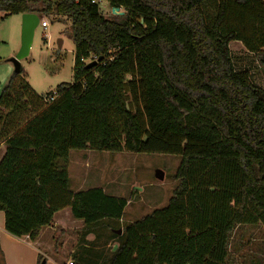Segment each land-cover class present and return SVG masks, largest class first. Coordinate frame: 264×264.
<instances>
[{
    "label": "trees",
    "instance_id": "1",
    "mask_svg": "<svg viewBox=\"0 0 264 264\" xmlns=\"http://www.w3.org/2000/svg\"><path fill=\"white\" fill-rule=\"evenodd\" d=\"M101 1L125 14L107 17L92 0H0V21L67 18L75 44L73 81L55 97L22 72L1 88L6 230L35 241L53 228L65 255L70 237L82 245L94 226L117 221L109 240L119 246L100 252L101 264H239L238 228L264 226V89L237 70L230 43L264 67V0ZM88 149L179 155L168 204L121 225L127 199L71 191L70 151ZM66 208L82 228L56 222Z\"/></svg>",
    "mask_w": 264,
    "mask_h": 264
},
{
    "label": "rangeland",
    "instance_id": "2",
    "mask_svg": "<svg viewBox=\"0 0 264 264\" xmlns=\"http://www.w3.org/2000/svg\"><path fill=\"white\" fill-rule=\"evenodd\" d=\"M100 8L107 17L112 15V9L107 1H103ZM45 19L49 27L45 29L39 25L35 30L30 53L21 60V76L26 78L38 94L55 97L58 85L73 81L75 44L70 20ZM21 37L22 14L11 15L0 21V79L4 78L7 67L11 66L13 69V64L9 60L20 50ZM59 40L63 41L61 49L58 48ZM238 45L234 42L231 50L237 70H248L254 83L264 89V67L260 64L259 58L249 52L245 46ZM12 76L0 83V90ZM70 156L72 163L69 172L73 179L72 189H75V184L88 174L89 177L86 178L91 179V182L89 185L87 182L85 187L99 184L108 187V192L121 194L132 200L128 213L137 210V214L142 215L155 206L163 204L165 206L178 184L175 174L181 157L176 154L71 150ZM157 171L163 172V180L157 178ZM141 197L142 202H140ZM154 201L156 203H153ZM68 240L73 241V237ZM234 241H242L235 252L239 254V264H249L250 255L257 254H260V264H264V226L261 224L240 226ZM52 244L54 260L67 255V252L65 255L56 253L54 243Z\"/></svg>",
    "mask_w": 264,
    "mask_h": 264
},
{
    "label": "crops",
    "instance_id": "3",
    "mask_svg": "<svg viewBox=\"0 0 264 264\" xmlns=\"http://www.w3.org/2000/svg\"><path fill=\"white\" fill-rule=\"evenodd\" d=\"M111 9V8H110ZM40 19L42 16H40ZM235 43L239 44L238 46H243L240 41H233L230 43V48L232 50V45ZM233 55V53H232ZM12 73V74H11ZM10 75H14V67H7L5 70L4 78L0 79V83L2 84L6 81ZM0 84V85H1ZM1 91V90H0ZM87 151H95V150H87ZM5 152V144L2 142L0 144V159ZM72 163L71 156L69 160V167ZM76 165L78 164L75 163ZM68 167V171H69ZM89 177L88 174L85 178H81V181L75 184V189L71 188V183L73 179H71L70 172V190L73 192L85 191L91 188H103V190L112 196L125 198L128 201V204L125 208L124 214L122 218L119 220L121 225L126 223L134 222L143 216L151 213L154 209L164 207L155 206L151 211L146 212V214H137V210L133 213H128L129 205L132 203V200L128 199L126 196L108 192V187L102 186L99 184L90 185L85 187V184L88 185L91 182V179L86 178ZM141 192V191H140ZM170 200V199H169ZM143 201V198H140V202ZM169 202V201H168ZM153 203H156L154 201ZM168 204V203H167ZM166 204V205H167ZM165 205V206H166ZM66 208L56 213L55 220L58 224H61L65 227H73V228H82L84 226V222L82 220H76L73 218L71 211ZM134 210V209H133ZM117 222V221H116ZM116 222H107L104 221L100 223V226H94L91 232H89L85 238V242L81 245L78 243L80 239V235L77 236V242L75 240H68L65 244V249L67 252L66 256H62L60 258L57 257L58 260H54V252H53V234L54 229L50 227H45L41 230L40 236L35 240L31 241L27 236L23 238H18L11 235L6 230V217L3 211H0V264H38V256L39 254L44 255L47 260L46 264H68L69 259L72 258L75 254L76 257L73 261L75 264H101L102 258H100L99 254L102 251L110 250L111 252L116 251L119 246V243L116 239L109 240L110 229L113 225H117ZM107 223V224H103ZM79 245H81L79 247Z\"/></svg>",
    "mask_w": 264,
    "mask_h": 264
},
{
    "label": "water",
    "instance_id": "4",
    "mask_svg": "<svg viewBox=\"0 0 264 264\" xmlns=\"http://www.w3.org/2000/svg\"><path fill=\"white\" fill-rule=\"evenodd\" d=\"M113 15H124L125 12L120 10L118 7L112 8ZM40 17L36 13H24L22 14V37H21V48L18 51L17 55L11 58L9 61L13 64L14 74H19L22 72L21 60L26 58L29 53L33 43L35 30L39 26ZM63 45V41H58V48L61 49ZM102 60V57L97 61H93L89 63V67L97 65ZM156 176L158 179L163 180L164 174L161 171L156 172ZM121 233V230L118 231ZM47 260L44 258L41 264H46Z\"/></svg>",
    "mask_w": 264,
    "mask_h": 264
},
{
    "label": "built area",
    "instance_id": "5",
    "mask_svg": "<svg viewBox=\"0 0 264 264\" xmlns=\"http://www.w3.org/2000/svg\"><path fill=\"white\" fill-rule=\"evenodd\" d=\"M92 2H93V3H95V2H101V3H102L101 0H92ZM39 25H41V26H42L43 28H45V29L49 27V23H48V21H47L45 18H41V19H40V23H39ZM68 264H74V263H73V260L69 261Z\"/></svg>",
    "mask_w": 264,
    "mask_h": 264
}]
</instances>
